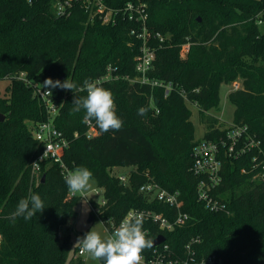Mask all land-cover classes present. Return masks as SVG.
<instances>
[{"label":"trees","instance_id":"16d2710c","mask_svg":"<svg viewBox=\"0 0 264 264\" xmlns=\"http://www.w3.org/2000/svg\"><path fill=\"white\" fill-rule=\"evenodd\" d=\"M107 1L122 5L127 0ZM149 1V27L169 36L158 46L149 76L172 83L169 94L164 86L126 78L136 77L139 52L129 35L132 21H89L79 7L60 16L55 0H0V81L9 80L5 93L0 89V264H86L75 255L80 245L60 233L76 218L80 197L70 196L57 163L46 161L40 175L33 174L31 163L41 147L32 127L46 120L48 112L34 86L18 77L21 72L35 85L47 78L77 85L73 91L53 89L61 103L55 123L69 139L63 154L67 167H87L104 190L107 203L98 213L102 221L119 222L132 208L155 209L174 219L175 208L140 192V186L153 179L165 189L180 191L189 218L168 232L145 223L152 230L150 239L162 234L182 255L197 237L200 242L192 244L196 257L214 254L224 264H264V181L254 180L253 153L223 158L214 195L227 203L230 214L211 211L199 201L200 178L191 171L198 141H219L231 127L210 111L219 105L221 86L237 79L243 86L228 94L235 106L232 125H247L264 150V0ZM188 40L191 46L183 58L181 44ZM108 65L120 78L105 82L103 88L111 91L123 126L88 137L86 112H75L73 101L86 97V91L79 90L84 81L102 77ZM194 104L204 126V136L198 139ZM141 108L143 115L138 114ZM129 166L133 169L125 186L111 172ZM32 194H39L44 211L31 220L20 216L13 221L18 202ZM96 216L93 212L92 220ZM143 252L149 255L152 249Z\"/></svg>","mask_w":264,"mask_h":264},{"label":"built area","instance_id":"2783aa9c","mask_svg":"<svg viewBox=\"0 0 264 264\" xmlns=\"http://www.w3.org/2000/svg\"><path fill=\"white\" fill-rule=\"evenodd\" d=\"M149 2V0H127L122 5H111L107 0H55L54 6L55 11L60 16H69L74 8L79 7L88 14L89 21L98 19L108 24H116L120 20L125 19L132 21L133 26L130 28L129 35L139 45V52L135 56L136 77L130 78L127 76L126 78L131 82L164 86L166 94H169L174 89L172 83L164 84L161 81L151 79L149 76L158 46L161 47L166 43L169 37L149 27ZM190 46L191 42L189 40L181 44V56L183 58L187 56ZM114 70L113 66L108 65L106 73L94 81L103 87L105 82L119 79L120 76L115 74ZM18 77L26 80L29 85L34 86L35 95L42 101L48 112L46 120L35 122L32 127V135L41 147V152L31 163L33 174L39 176L43 163L52 161L60 166L66 177L67 173L73 170L67 167L63 159L64 151L69 146V139L55 123L56 117L60 112L61 103L55 99L56 93H54L53 89H51L52 96L48 95L45 91L49 89H43L41 85L33 84L27 79L25 72L19 73ZM179 91L187 98L185 89L181 88ZM193 106L197 107L195 104ZM86 124L88 126V137H95L100 134V129L95 119L86 122ZM248 153H253L251 170L257 171L254 178L264 181V150L261 141L250 133L247 125H232L219 141L203 138L194 146L191 171L200 178L197 186V195L199 201L203 202L206 208L214 212L231 213L227 203L214 195V190L222 179V161L224 157L239 159ZM131 174V171H129L128 173L118 174L117 177L123 185L127 186L130 183ZM140 192L150 201H157L175 208L177 211L176 217L170 219L166 214L155 209L132 208L128 210L119 222H115L111 218H108L106 223L102 221L107 236H110L120 222L129 214L141 213L143 215L142 230L146 233L147 239L151 238L152 230L149 226H145V223L151 222L167 232L173 231L176 227L186 223L189 215L183 211L184 201L179 190L170 191L153 179H149L140 186ZM69 193L71 197H80V199L87 197L85 192L73 194L69 191ZM90 201L93 212L100 217L98 214L99 207L107 203L105 196L102 203L98 204V206L93 204L94 201ZM1 237L0 233V242ZM165 241L166 239L154 246L149 255L142 252L143 259L141 264H224L222 257L214 254L207 257H196L192 244L199 243L200 238H193L187 243L182 255L176 253ZM80 247L75 253L76 257H82L86 264H104L102 260H93L89 255L81 254Z\"/></svg>","mask_w":264,"mask_h":264},{"label":"clouds","instance_id":"9594fccd","mask_svg":"<svg viewBox=\"0 0 264 264\" xmlns=\"http://www.w3.org/2000/svg\"><path fill=\"white\" fill-rule=\"evenodd\" d=\"M48 95L52 96L51 89L60 88L71 90L77 88L74 82L66 79L61 82L47 78L41 84ZM80 91H86V97H75L74 111L80 112L84 109L86 115L85 122L95 119L102 132L109 130L119 131L123 126V121L116 115L115 104L110 90L99 86L98 82L85 80ZM145 109L138 110V114L143 115ZM92 172L87 167H77L69 171L65 177L68 190L73 194L83 193L90 188ZM84 202V213L87 208V200ZM44 202L39 194H32L29 198L21 199L15 211L11 213L13 221L16 217L22 216L25 220H31L37 213H42L45 209ZM144 220L141 213L127 215L107 238H102L100 233L93 228L86 232L83 237L78 238L81 254H87L93 260L103 259L104 264H141L142 252L145 249H152L154 240L147 239L146 233L142 230Z\"/></svg>","mask_w":264,"mask_h":264},{"label":"rangeland","instance_id":"374dc122","mask_svg":"<svg viewBox=\"0 0 264 264\" xmlns=\"http://www.w3.org/2000/svg\"><path fill=\"white\" fill-rule=\"evenodd\" d=\"M262 28L264 29V25H262ZM8 85H9V80L0 81V89L2 93H5L6 87ZM242 86L243 84L241 79H237V81H234L233 83L230 84H223L221 86V91H220L219 105L210 111L211 114L217 116L221 122L225 123L226 127L232 126L233 118H234V110H235V106L230 102L228 98V94L230 91L237 88H241ZM191 109H192V121L194 122L196 127L195 135L196 138L198 139L204 136V126L199 119L198 107L191 105ZM132 169H133L132 166L115 167L111 173L114 175H118L121 173H128ZM85 193L87 197H83L82 199H80L79 203L76 206V210L78 213L76 218L69 220L68 223L62 226L60 230L62 237H65L66 235H70V238L72 239L74 246L78 245L76 244L78 238L83 237L84 234L90 231L92 228L93 230L99 232L102 238L108 237L100 217L96 216L94 220H90V217L92 216L93 213L92 204L90 200L98 204H101L104 199V190L97 185L95 179L91 178L90 188L87 191H85ZM83 200H87V208L89 209V211H87L86 214L84 213Z\"/></svg>","mask_w":264,"mask_h":264},{"label":"water","instance_id":"95a60500","mask_svg":"<svg viewBox=\"0 0 264 264\" xmlns=\"http://www.w3.org/2000/svg\"><path fill=\"white\" fill-rule=\"evenodd\" d=\"M0 118L3 119V118H4V115L0 114ZM43 178H45V175H43ZM92 219H93V217L91 216V217H90V220H92ZM164 240H165V236L162 235V234L159 235L158 237H156V238L154 239V246L160 244V243L163 242ZM154 246H153V247H154Z\"/></svg>","mask_w":264,"mask_h":264}]
</instances>
